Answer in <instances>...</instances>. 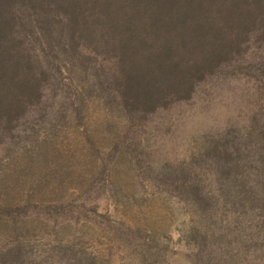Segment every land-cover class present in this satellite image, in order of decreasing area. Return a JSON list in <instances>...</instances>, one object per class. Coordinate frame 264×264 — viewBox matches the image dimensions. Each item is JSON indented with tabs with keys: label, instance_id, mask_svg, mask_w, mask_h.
Masks as SVG:
<instances>
[{
	"label": "rangeland",
	"instance_id": "rangeland-1",
	"mask_svg": "<svg viewBox=\"0 0 264 264\" xmlns=\"http://www.w3.org/2000/svg\"><path fill=\"white\" fill-rule=\"evenodd\" d=\"M258 15L186 98L120 92L111 51L30 18L40 95L0 128V264H264Z\"/></svg>",
	"mask_w": 264,
	"mask_h": 264
},
{
	"label": "trees",
	"instance_id": "trees-1",
	"mask_svg": "<svg viewBox=\"0 0 264 264\" xmlns=\"http://www.w3.org/2000/svg\"><path fill=\"white\" fill-rule=\"evenodd\" d=\"M263 9L264 0H0V128L40 95L19 36L30 18L64 21L60 32L111 51L120 92L186 98Z\"/></svg>",
	"mask_w": 264,
	"mask_h": 264
}]
</instances>
